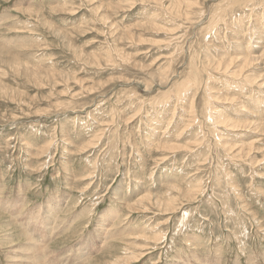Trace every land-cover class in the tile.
Returning a JSON list of instances; mask_svg holds the SVG:
<instances>
[{
    "label": "rangeland",
    "instance_id": "rangeland-1",
    "mask_svg": "<svg viewBox=\"0 0 264 264\" xmlns=\"http://www.w3.org/2000/svg\"><path fill=\"white\" fill-rule=\"evenodd\" d=\"M263 53L264 0H0V264H264Z\"/></svg>",
    "mask_w": 264,
    "mask_h": 264
},
{
    "label": "bare ground",
    "instance_id": "bare-ground-1",
    "mask_svg": "<svg viewBox=\"0 0 264 264\" xmlns=\"http://www.w3.org/2000/svg\"><path fill=\"white\" fill-rule=\"evenodd\" d=\"M264 54V53H263ZM262 83H264V82H262ZM264 85V84H263ZM261 87V86H260ZM227 144V143H226ZM45 225L47 226V222H45Z\"/></svg>",
    "mask_w": 264,
    "mask_h": 264
}]
</instances>
